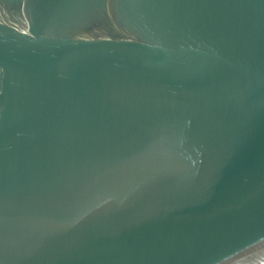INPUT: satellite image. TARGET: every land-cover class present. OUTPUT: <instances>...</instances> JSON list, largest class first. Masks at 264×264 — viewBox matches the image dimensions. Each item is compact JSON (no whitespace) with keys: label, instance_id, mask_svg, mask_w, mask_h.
I'll return each instance as SVG.
<instances>
[{"label":"water","instance_id":"1","mask_svg":"<svg viewBox=\"0 0 264 264\" xmlns=\"http://www.w3.org/2000/svg\"><path fill=\"white\" fill-rule=\"evenodd\" d=\"M0 264H264V0H0Z\"/></svg>","mask_w":264,"mask_h":264}]
</instances>
